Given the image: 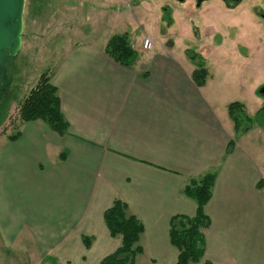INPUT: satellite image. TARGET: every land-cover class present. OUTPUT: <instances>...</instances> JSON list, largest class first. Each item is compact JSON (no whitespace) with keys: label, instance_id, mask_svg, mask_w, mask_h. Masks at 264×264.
<instances>
[{"label":"crops","instance_id":"obj_1","mask_svg":"<svg viewBox=\"0 0 264 264\" xmlns=\"http://www.w3.org/2000/svg\"><path fill=\"white\" fill-rule=\"evenodd\" d=\"M68 1L69 12L88 7L104 27L115 11L114 20H126L127 8L162 26L158 0ZM85 28L80 35L92 38L61 53L49 76L68 132L59 137L29 122L14 142L0 144V264H100L121 244L103 221L114 200L144 228L134 264H176L169 222L195 216L183 190L206 174L214 176L204 207L210 226L197 264H264V156L251 127L236 128L228 108L235 94L220 97V76L211 72L196 86L200 63L186 50L165 48L164 39L160 51L132 45L138 59L126 68L105 53L116 34L97 37ZM21 191L32 211L12 226L7 216ZM83 237L91 239L89 248Z\"/></svg>","mask_w":264,"mask_h":264},{"label":"rangeland","instance_id":"obj_2","mask_svg":"<svg viewBox=\"0 0 264 264\" xmlns=\"http://www.w3.org/2000/svg\"><path fill=\"white\" fill-rule=\"evenodd\" d=\"M66 2L69 1L25 0L21 46L17 54L8 57L5 63V89L0 92V144L19 132L20 102L36 84L39 76L43 73L50 76L61 53L66 52L74 43L82 40L87 42L92 38L89 34L80 35L87 32V27L97 37L109 36L111 33L124 34L131 47L133 45L138 50L142 49L144 39L148 38L150 47L146 52L160 51L164 39V47H175V53L186 50L189 56L200 54L204 60L196 61L201 63L207 76L208 72L220 76V97L225 92L237 97L238 101L228 108L233 104L238 105L240 115L248 118H254L261 111L258 122L252 121L250 126L258 157L260 154L264 156V98L257 95L258 89L264 85V0H245L232 9L225 7L220 0L206 1L198 9L195 0H184L183 3L158 0L161 6L160 29H155L148 14L139 16L131 13L128 8L125 9L128 12L126 20H114L118 17L115 14L118 11H115L113 14L116 17L113 16L112 21L108 20L104 27L97 23L96 14L88 7L73 13L68 11ZM248 89L247 96L254 101L253 108L245 95ZM240 123V131H243L247 124L245 121ZM10 208L7 221L12 226L21 224L22 215H30L32 211L23 191L14 197ZM5 254L6 257L17 255L10 252L9 256L8 251ZM21 257L18 254L19 261Z\"/></svg>","mask_w":264,"mask_h":264},{"label":"trees","instance_id":"obj_3","mask_svg":"<svg viewBox=\"0 0 264 264\" xmlns=\"http://www.w3.org/2000/svg\"><path fill=\"white\" fill-rule=\"evenodd\" d=\"M105 53L115 63L126 68L133 66L138 59L137 52L133 50L124 34L112 36L105 47ZM190 57L193 61L199 60L193 54ZM198 65L199 67L192 74V79L196 86L202 87L206 81L207 72L201 63ZM232 108H235V112L237 110L234 115L236 128L240 131L241 121H245L247 124L241 132L248 130L250 123L258 121V116L261 114L259 111L254 118L243 117L240 115L238 105L233 104L230 106V109ZM18 118L21 124L41 122L59 137L68 132L69 125L60 110L57 89L51 84L48 73L39 76L36 84L20 103ZM18 136L19 132L9 136L7 140L14 142ZM60 159H63V155L60 156ZM213 185L214 176L206 174L198 181L187 185L183 190L184 195L196 204V213L193 218L174 216L169 222V241L177 251L176 264H197L203 259L204 238L202 231L210 226V220L204 213V207L211 198ZM103 221L110 237H120L121 244L114 253L102 259L100 264H134V256L142 251L136 246L144 230L141 222L129 212L128 206L120 200H114L104 212ZM82 242L85 248H89L91 239L83 237ZM204 264L211 263L205 262Z\"/></svg>","mask_w":264,"mask_h":264},{"label":"water","instance_id":"obj_4","mask_svg":"<svg viewBox=\"0 0 264 264\" xmlns=\"http://www.w3.org/2000/svg\"><path fill=\"white\" fill-rule=\"evenodd\" d=\"M174 1L184 2V0ZM206 1L208 0H195L196 7L199 8ZM24 6L25 0H0V92L5 89L3 78L6 59L14 57L21 46ZM259 93L264 94V87Z\"/></svg>","mask_w":264,"mask_h":264},{"label":"flooded vegetation","instance_id":"obj_5","mask_svg":"<svg viewBox=\"0 0 264 264\" xmlns=\"http://www.w3.org/2000/svg\"><path fill=\"white\" fill-rule=\"evenodd\" d=\"M209 1V0H208ZM224 5H225V7H227L228 9H232V8H235V7H237V6H239L243 1H245V0H220ZM203 3H205V2H203ZM202 3V4H203ZM201 4V5H202ZM200 5V6H201ZM195 7H196V4H195ZM200 8V7H199ZM196 9H198L197 7H196ZM195 56H197V58H199V61L200 62H202L203 61V57L200 55V54H194ZM264 87V85L262 86V87H260L259 89H258V91H257V95H258V97L259 98H264V94H260L259 93V90L261 89V88H263ZM255 123L256 122H258V121H254ZM263 124H264V122H263ZM251 127V126H250Z\"/></svg>","mask_w":264,"mask_h":264},{"label":"built area","instance_id":"obj_6","mask_svg":"<svg viewBox=\"0 0 264 264\" xmlns=\"http://www.w3.org/2000/svg\"><path fill=\"white\" fill-rule=\"evenodd\" d=\"M149 47H150V39H144V41H143V44H142V48L144 49V50H148L149 49Z\"/></svg>","mask_w":264,"mask_h":264}]
</instances>
